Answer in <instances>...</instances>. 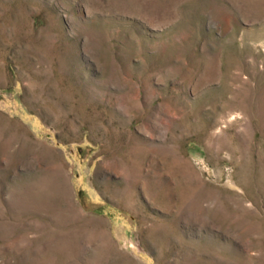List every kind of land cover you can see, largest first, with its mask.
<instances>
[{
	"label": "rangeland",
	"instance_id": "374dc122",
	"mask_svg": "<svg viewBox=\"0 0 264 264\" xmlns=\"http://www.w3.org/2000/svg\"><path fill=\"white\" fill-rule=\"evenodd\" d=\"M0 264H264V0H0Z\"/></svg>",
	"mask_w": 264,
	"mask_h": 264
}]
</instances>
